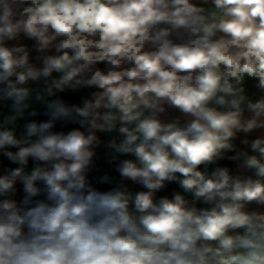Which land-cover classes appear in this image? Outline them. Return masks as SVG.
Masks as SVG:
<instances>
[{"label":"clouds","instance_id":"clouds-1","mask_svg":"<svg viewBox=\"0 0 264 264\" xmlns=\"http://www.w3.org/2000/svg\"><path fill=\"white\" fill-rule=\"evenodd\" d=\"M0 264H264V0H0Z\"/></svg>","mask_w":264,"mask_h":264},{"label":"crops","instance_id":"crops-1","mask_svg":"<svg viewBox=\"0 0 264 264\" xmlns=\"http://www.w3.org/2000/svg\"><path fill=\"white\" fill-rule=\"evenodd\" d=\"M69 99H70V100H74L75 98H74V97H69ZM170 190H171V189H169V191H170Z\"/></svg>","mask_w":264,"mask_h":264}]
</instances>
